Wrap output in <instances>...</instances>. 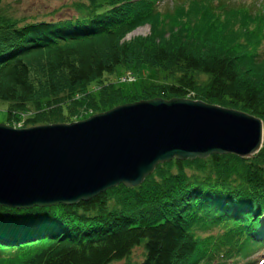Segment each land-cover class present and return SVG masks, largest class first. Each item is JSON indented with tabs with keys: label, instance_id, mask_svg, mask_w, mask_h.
I'll list each match as a JSON object with an SVG mask.
<instances>
[{
	"label": "trees",
	"instance_id": "16d2710c",
	"mask_svg": "<svg viewBox=\"0 0 264 264\" xmlns=\"http://www.w3.org/2000/svg\"><path fill=\"white\" fill-rule=\"evenodd\" d=\"M162 1L75 0L67 17L27 22L0 11L6 124L69 123L82 108L181 97L253 114L264 131V3ZM145 24L175 46L121 43ZM120 65H152L163 80L125 93L106 83ZM247 242L264 246V137L249 158H174L137 186L74 205H0V264H234Z\"/></svg>",
	"mask_w": 264,
	"mask_h": 264
},
{
	"label": "water",
	"instance_id": "95a60500",
	"mask_svg": "<svg viewBox=\"0 0 264 264\" xmlns=\"http://www.w3.org/2000/svg\"><path fill=\"white\" fill-rule=\"evenodd\" d=\"M263 137L253 114L181 97L126 102L70 123L0 122V205H74L137 186L174 158H249Z\"/></svg>",
	"mask_w": 264,
	"mask_h": 264
},
{
	"label": "rangeland",
	"instance_id": "374dc122",
	"mask_svg": "<svg viewBox=\"0 0 264 264\" xmlns=\"http://www.w3.org/2000/svg\"><path fill=\"white\" fill-rule=\"evenodd\" d=\"M75 0H0V11L7 12L12 16L22 19L23 22L30 20H56L67 17L74 13L72 9V4ZM245 1H254V0H245ZM264 3V0H256ZM166 0H163L161 4H166ZM144 38L148 37V40L145 41L147 46H155L158 44H169V47H173L170 41L169 33H163L160 36L153 37L151 35L150 26L148 24L138 26L121 40L122 42H128L135 40L134 38ZM170 41V42H168ZM139 43H136V47ZM162 46V45H159ZM166 46V47H168ZM104 55L107 56L106 51L104 50ZM163 80L162 74L156 70L155 67L145 65L140 67L138 70L133 69L128 66H117L113 74L106 78L107 82H114L117 86L121 87L125 93H128L130 90L141 89L145 84L152 82H161ZM100 88L99 83H94L89 86L88 91H97ZM7 102L0 100V122L7 120ZM115 107V106H114ZM113 108V107H112ZM26 114V113H25ZM95 114V111L91 107L82 108L77 113L73 115L76 119L74 121L83 120L89 116ZM24 117V114H20ZM70 123V122H69ZM14 126L23 127V121H16ZM27 127V126H25ZM216 231V230H214ZM215 233V232H214ZM141 253V248L136 247L132 252V259H138V255ZM124 261H115L111 264H122ZM231 262L234 264H264V246L259 243L247 242L243 246L242 251L233 258Z\"/></svg>",
	"mask_w": 264,
	"mask_h": 264
}]
</instances>
